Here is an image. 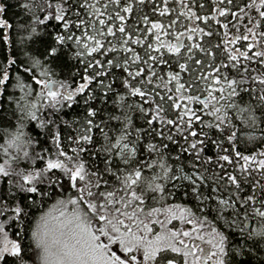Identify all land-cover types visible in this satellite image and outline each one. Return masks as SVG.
I'll use <instances>...</instances> for the list:
<instances>
[{
  "label": "snow or ice",
  "instance_id": "obj_1",
  "mask_svg": "<svg viewBox=\"0 0 264 264\" xmlns=\"http://www.w3.org/2000/svg\"><path fill=\"white\" fill-rule=\"evenodd\" d=\"M0 264H264V0H0Z\"/></svg>",
  "mask_w": 264,
  "mask_h": 264
}]
</instances>
